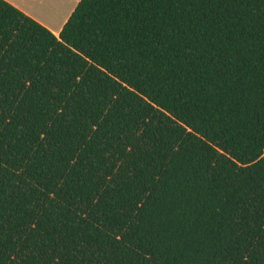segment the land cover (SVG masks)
<instances>
[{
	"label": "trees",
	"instance_id": "16d2710c",
	"mask_svg": "<svg viewBox=\"0 0 264 264\" xmlns=\"http://www.w3.org/2000/svg\"><path fill=\"white\" fill-rule=\"evenodd\" d=\"M0 264H264V0H0Z\"/></svg>",
	"mask_w": 264,
	"mask_h": 264
},
{
	"label": "crops",
	"instance_id": "0c3cea01",
	"mask_svg": "<svg viewBox=\"0 0 264 264\" xmlns=\"http://www.w3.org/2000/svg\"><path fill=\"white\" fill-rule=\"evenodd\" d=\"M56 35L80 0H7Z\"/></svg>",
	"mask_w": 264,
	"mask_h": 264
}]
</instances>
